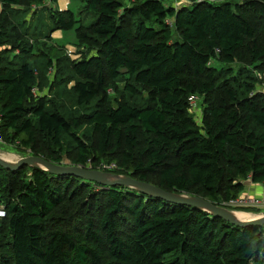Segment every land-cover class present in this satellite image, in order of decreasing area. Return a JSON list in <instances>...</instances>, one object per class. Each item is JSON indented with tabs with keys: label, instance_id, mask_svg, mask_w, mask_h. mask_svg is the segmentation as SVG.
Here are the masks:
<instances>
[{
	"label": "trees",
	"instance_id": "16d2710c",
	"mask_svg": "<svg viewBox=\"0 0 264 264\" xmlns=\"http://www.w3.org/2000/svg\"><path fill=\"white\" fill-rule=\"evenodd\" d=\"M45 1L0 0V136L6 145L59 165L67 136L77 166L96 170L114 163L112 173L146 183L153 176V185L163 190L219 206L239 199L248 181L264 187V94L252 75L230 70L225 76L212 67L213 61L229 66L246 59L264 67V0H190L179 9L164 0H85L82 14L90 24L76 28V36L80 48L96 53L55 59L51 48L34 67L29 42L8 45L5 31L9 18L18 19L17 8L33 6L36 12ZM51 16L54 31L76 26L70 10ZM6 53L20 60L10 62ZM56 60L73 63L78 79L72 90L80 106H91L110 81L124 82L125 94L146 95V103L122 100L113 107L103 96L85 118L96 140L84 141L73 132L80 119L69 120L34 92ZM192 96L205 100L200 124L190 113ZM1 172L10 179L0 194L6 212L0 218V264H264V226L240 228L130 188L39 168ZM74 183L91 185L107 200L99 228L89 220L80 239L50 218ZM127 217L131 225L122 228Z\"/></svg>",
	"mask_w": 264,
	"mask_h": 264
},
{
	"label": "rangeland",
	"instance_id": "374dc122",
	"mask_svg": "<svg viewBox=\"0 0 264 264\" xmlns=\"http://www.w3.org/2000/svg\"><path fill=\"white\" fill-rule=\"evenodd\" d=\"M233 4H244V0H227ZM165 5L172 6L176 9H179L182 6H189L190 0H164ZM85 5V0H58L57 3H53L51 0H46L45 5L43 4L42 7L36 12L34 8L28 7H19L16 9V15L18 19L9 18V27L5 32L9 33V43L8 45L12 44H20L26 41L29 42V50H30V58L28 59V63L34 65L38 63L45 56H48L49 51L53 48V51L50 53L52 58H57V55H68L73 59H76L78 56L79 58H86L88 54H95L96 51H92L91 46H86L88 51L84 48H80L79 41L76 36V28L80 25H89L90 21L87 20L84 14H82L83 6ZM1 7V5H0ZM2 10V9H1ZM54 10H70L74 13L76 18V26L72 30L64 31V30H57L54 31V25L52 24V16L51 12ZM255 11V10H254ZM11 12H13L11 10ZM50 12V14H49ZM256 12V11H255ZM25 13V14H23ZM33 15V16H31ZM38 15L39 18H36ZM15 17V15H14ZM257 18H259L257 16ZM24 20V23L22 22ZM172 22V21H171ZM170 24V29L173 34V40L179 39V34L176 31V28ZM150 27L157 28L155 24H148ZM52 26V27H51ZM54 31V32H53ZM47 35V36H46ZM50 36V37H49ZM3 44V43H2ZM1 44V48L4 47ZM89 47V48H88ZM80 48L81 51H86L85 54L79 53L78 49ZM63 49V51H60ZM8 52V51H7ZM11 53V52H10ZM6 53V57L9 58V61L12 62L13 59L18 62L20 59L16 58L14 54ZM76 55V56H75ZM55 58V59H56ZM68 61V64H67ZM66 63L64 61H53L54 63V70L51 74L45 78L44 80V87L36 88L37 96L45 97L47 99L48 104L51 107H55L59 110V112L64 115V117L68 118L69 120L72 119H80L83 123L80 129L74 130V134L77 135L80 139L88 142H94L96 140V135L91 126H89L85 122L86 114L90 111V109L94 106L99 99L103 96L109 99V103L113 107H117L118 102L125 100L129 104L134 106H143L146 103V95L142 94L140 96H132L129 94H125L124 82H112L108 83V87L98 96V98L92 103L91 106H80L76 102V96L73 93L72 87L74 86L76 80L78 79L73 73L74 71L71 70V64L69 60ZM256 66V65H255ZM253 63L248 59L237 62L233 65H225L222 62H212V67H215L219 71L225 73V76L230 73L229 71L232 70L234 73L240 72L241 74L252 75L256 79V90L259 93L264 94V67L261 66L260 68H255ZM232 72V73H233ZM39 75H42L39 73ZM124 96V97H123ZM195 102L193 104L190 103L191 109L190 113L193 115V119L197 124H200L203 117V112L205 109V100L201 96H195ZM125 98V99H124ZM220 96L216 97L219 100ZM119 99V100H118ZM64 152L62 154V161L59 164L65 168L68 167H75L77 165L74 164L73 158H71L72 154L75 152L73 147H68L67 144H72V141L68 139L66 136L64 138ZM7 155H5V154ZM0 154L9 158L10 162L16 163L22 158L33 156L31 154L24 155L21 152L11 148L10 146L6 145L3 141H0ZM58 165V164H56ZM82 167V166H80ZM85 169H92V166L88 165L83 167ZM99 168V167H98ZM96 169L98 171L107 172L108 170H104L102 168ZM93 170V169H92ZM112 173V172H110ZM131 177V176H130ZM9 175L5 174L4 172L0 173V194H3L4 188L9 183ZM26 179L25 177L20 178L19 180ZM149 183L153 185L156 183V177L150 176ZM148 183V182H147ZM96 184V183H95ZM252 185V186H251ZM255 185V184H254ZM251 181H248L245 186V191L243 192L240 200H244L247 202L246 206L242 207H231L229 203H222L220 206L234 212V213H243L248 216H253V218H258L264 216V187L260 185L254 186ZM101 186V185H100ZM155 186V185H154ZM104 187V186H103ZM158 187V186H157ZM92 189V191H90ZM97 189L91 185H80L79 183H74L70 190L65 195V202L61 204L51 215L50 218L57 219L58 225H64V227L71 233L75 238L80 239V237L85 236L86 226L89 220L93 222L95 228H99V224L101 221L102 213L104 208L107 205V200L105 195L98 193ZM185 195V194H183ZM189 196V195H186ZM242 198V199H241ZM251 201V203H250ZM245 208H256L259 210V213H248L245 211H239ZM0 210L5 211V206L0 205ZM6 213V212H5ZM6 216V215H5ZM4 216V217H5ZM2 217V218H4ZM251 218V219H253ZM125 222L126 226L122 228H126L130 226V219L127 217ZM53 222V220H51ZM122 225V224H121ZM2 231V230H1ZM7 231L3 230L2 239L6 243V246L9 243ZM6 235L7 237H5ZM8 241V242H7ZM170 257H166L169 259ZM175 258L174 256L172 259Z\"/></svg>",
	"mask_w": 264,
	"mask_h": 264
},
{
	"label": "water",
	"instance_id": "95a60500",
	"mask_svg": "<svg viewBox=\"0 0 264 264\" xmlns=\"http://www.w3.org/2000/svg\"><path fill=\"white\" fill-rule=\"evenodd\" d=\"M0 167L17 171L23 167L39 168L55 176H74L104 187L122 186L136 190L144 195L158 198L170 204L187 206L190 208L205 211L214 217L235 225L240 228L250 226H264V216L246 221H240L235 217V213L211 201L200 197H190L183 194L169 192L160 187L151 185L146 182L136 180L130 176L117 175L115 173H107L98 170L85 169L80 166L65 168L60 165L53 164L41 157L28 156L20 159L16 163L5 160L0 156Z\"/></svg>",
	"mask_w": 264,
	"mask_h": 264
},
{
	"label": "built area",
	"instance_id": "2783aa9c",
	"mask_svg": "<svg viewBox=\"0 0 264 264\" xmlns=\"http://www.w3.org/2000/svg\"><path fill=\"white\" fill-rule=\"evenodd\" d=\"M34 92H36V90L34 89ZM195 99H196V97L195 96H192V97H190L189 98V102L191 103V104H193L194 102H195ZM0 141H3L2 140V138H1V136H0ZM90 165V164H89ZM91 166V165H90ZM99 168H102V169H104V170H108L109 172H112V171H114L116 168H117V166H116V164H106V163H102L100 166H99ZM98 168V169H99ZM242 199V198H241ZM247 202H245L244 200H240V198L239 199H237V200H232V201H230L229 202V206H231V207H234V206H237V207H244V206H246L247 204H246ZM250 203H251V201H250ZM6 215V213H5V211H3V210H0V218H2V217H4Z\"/></svg>",
	"mask_w": 264,
	"mask_h": 264
},
{
	"label": "bare ground",
	"instance_id": "6f19581e",
	"mask_svg": "<svg viewBox=\"0 0 264 264\" xmlns=\"http://www.w3.org/2000/svg\"><path fill=\"white\" fill-rule=\"evenodd\" d=\"M5 154V153H4ZM6 155V154H5ZM0 156L2 157V158H4L5 160H10L9 158H7L6 156H4V155H1L0 154ZM235 217L238 219V220H240V221H246V220H250L251 218H253V216H248V215H246V214H243V213H235ZM259 218V217H258ZM254 219V218H253Z\"/></svg>",
	"mask_w": 264,
	"mask_h": 264
},
{
	"label": "crops",
	"instance_id": "0c3cea01",
	"mask_svg": "<svg viewBox=\"0 0 264 264\" xmlns=\"http://www.w3.org/2000/svg\"><path fill=\"white\" fill-rule=\"evenodd\" d=\"M253 184V183H252ZM254 185V184H253ZM252 186V185H251ZM255 186V185H254Z\"/></svg>",
	"mask_w": 264,
	"mask_h": 264
}]
</instances>
